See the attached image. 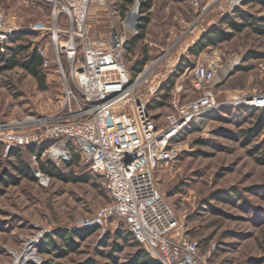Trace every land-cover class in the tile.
Returning <instances> with one entry per match:
<instances>
[{
    "label": "rangeland",
    "instance_id": "rangeland-1",
    "mask_svg": "<svg viewBox=\"0 0 264 264\" xmlns=\"http://www.w3.org/2000/svg\"><path fill=\"white\" fill-rule=\"evenodd\" d=\"M222 2L227 5L226 0H153L144 37L126 50L132 78L146 66H155L152 76L158 71L167 74L165 84L171 86L170 91L162 87L149 102L151 114L160 123L164 122L172 97H178L183 103L202 93V89L193 86L191 74L185 71L187 57L198 62L212 58L217 61L219 82L214 94L219 101L236 94L264 92V33L254 31L253 25L235 33L225 43L197 54L189 53L203 31L228 16L219 8ZM244 2L235 12L257 19L264 17V9L258 4ZM120 4L121 0H107L106 6L93 5L88 18L89 33L103 38L110 24L120 26L125 16L129 17L130 25L136 26L140 17L136 0H131L123 13ZM114 8L118 10L115 13ZM0 11L5 21L17 27H33L51 18V6L43 0H0ZM61 18L64 23V15ZM29 32L10 41L9 46L23 44L30 46L29 49H44L50 64L40 71L44 78L42 86L18 66L0 73L1 143L5 131L30 127L31 118L53 116L64 104L63 77L54 62L50 35L41 30ZM22 56L19 53L17 57ZM140 62H143L142 70L137 71L135 68ZM231 64L237 67L223 77L227 81L222 83V76ZM167 92L168 97L163 99L162 95ZM157 97V102H163L161 105L156 102ZM233 108L197 123L179 141L187 151L175 162L157 167L154 177L165 200L180 217L183 230L198 242V252L206 258V264H264V162L259 161V152H251L264 140V131L246 141L243 131L253 127L254 120L250 117L236 123L240 116L234 119ZM74 153L78 158L76 163L61 165V172L77 181L45 174L35 176L38 166L32 156L30 161L26 157V161L27 166H33L35 180L20 178L3 162L0 175L8 171L17 176V182L0 186V264H15L17 255L23 264H31L25 260L26 248H32L36 242L39 243L34 246V264H91V261L115 264L99 253L112 250L114 241L121 248L114 252L116 264L131 263L136 247L121 219L108 220L101 238V231L97 229L82 237L72 235L78 231H71L69 226L90 219L110 201L102 179L92 176L80 155ZM6 157L3 144L0 158ZM234 189L240 196H232L229 201L213 198L218 191H228L231 195ZM118 230L128 234L127 242L114 237ZM66 235L71 238V246L63 240ZM106 236V243L100 245ZM48 239L54 244L52 251L39 252L41 242ZM56 246L63 252L61 255L54 250Z\"/></svg>",
    "mask_w": 264,
    "mask_h": 264
},
{
    "label": "built area",
    "instance_id": "built-area-1",
    "mask_svg": "<svg viewBox=\"0 0 264 264\" xmlns=\"http://www.w3.org/2000/svg\"><path fill=\"white\" fill-rule=\"evenodd\" d=\"M43 1L51 6V18L33 27L13 26L0 11V53L7 51L17 34L46 31L56 68L63 77L64 104L53 116L31 118L30 127L5 131V154L12 148L35 145V162L48 159L60 167L71 163L72 154L78 153L88 172L102 179L110 201L90 219L69 226L71 231L97 229L101 238L107 221L118 218L154 263L206 264L198 252V242L183 230L180 217L159 190L154 172L187 151L179 141L192 124L225 108L264 109V92L236 94L219 101L214 94L219 82L217 61L198 62L187 57L185 71L202 93L183 103L172 97L160 123L151 114L149 102L166 86V72L152 76L155 66H146L132 78L125 57L130 39L137 35L138 21L131 26L125 16L120 26L111 23L107 35L97 38L88 30L89 12L93 5L106 6L107 0ZM226 1L227 5L222 2L219 8L232 15L244 0ZM136 3L139 5L138 0ZM194 5L198 6L197 1ZM38 52L43 58L42 69L47 68L46 51ZM35 174L40 177L45 173L36 168ZM34 246L26 248L25 260L36 263Z\"/></svg>",
    "mask_w": 264,
    "mask_h": 264
},
{
    "label": "trees",
    "instance_id": "trees-1",
    "mask_svg": "<svg viewBox=\"0 0 264 264\" xmlns=\"http://www.w3.org/2000/svg\"><path fill=\"white\" fill-rule=\"evenodd\" d=\"M153 0H138L139 6L138 11L140 13V18L137 23V35L132 37L128 43L127 49H130L131 44L134 45L136 42H138L140 39L144 37L146 27L149 23V10L152 6ZM131 3V0H121V4L119 7L120 11L123 13L127 5ZM253 3L258 4L261 8L264 9V0H245L244 4ZM124 8V10H123ZM236 14V16L233 17V15ZM232 16H224L220 19V24H213L211 25L204 33H202L199 37V39L196 41V43L190 48L189 52L191 54H197L200 53L202 50L208 48V47H215L222 43H225L226 41L230 40L235 33L242 32L247 26H252L253 30L257 33H264V17L262 18H255L253 16H245L243 14L238 13L237 11ZM258 20L263 21L262 23H258ZM228 29H230L228 31ZM25 34H30V32L27 33H20L17 34L11 41H15L18 38H22ZM30 47V46H29ZM27 45L19 44L17 46H9L7 48V51L5 53H0V73L6 70H11L15 67H20L24 71H26L28 74L32 75L34 78L38 79L41 86L43 85L44 78L41 74L42 69V63L43 58L39 54L37 48H30ZM19 53H22V57H17ZM141 64V65H140ZM143 62L139 63V67H136L135 69L137 71H140L141 66ZM168 91H170V87L166 85L165 86ZM168 97V92L162 95L163 99H166ZM159 105H161L163 102H157ZM230 108H225L218 110L216 112H213L212 114L205 116L203 119L217 117L220 112H229ZM232 110L236 111L234 113L235 118H239L238 120H235V122H240V120H246L250 119L252 117V120H254L253 127L244 130L243 134L244 137H246V141L251 140L252 138L256 137L259 133L261 134L264 131V109H256V108H242V107H234ZM254 117V118H253ZM201 123V122H200ZM199 124V123H198ZM197 124H192L181 139L185 136V134L191 130L192 128L196 127ZM3 142H0V152L3 147ZM37 150V147L35 145L31 146H22V147H16L12 148L7 154V159H1L0 158V167L1 165L7 162L8 167L11 169V171L18 174L20 178H27L30 180H35V178L32 175V168L33 166H27L26 157L30 161V156ZM254 153H260V160L264 162V140L254 146L253 151ZM11 159H14L12 161ZM77 155L73 153V159L71 163H66L65 166H69L71 164L76 163L77 161ZM38 169L45 173L48 176L55 177L60 180H66V181H77V178L70 177L67 175H64L61 172L62 167L55 166L50 160L43 159L38 160L36 162ZM17 176H12L8 171H4L0 175V186H8L11 183L17 182ZM82 179H88V178H82ZM105 189V188H104ZM106 191V190H105ZM1 194V189H0ZM232 196H240V193L233 190L232 194L228 191H218L216 194L213 195V198H217L223 201H229V199ZM210 207V206H209ZM210 209V208H209ZM213 211V209H211ZM214 212V211H213ZM82 231V230H81ZM94 231V229H88L84 230L83 232H75L72 233V235L82 237L83 234H88L89 232ZM129 235L133 239V246L136 247V250L134 251V254L131 259L130 264H156L152 261V259L148 256V254L140 247L139 243L134 239L132 234L129 232ZM118 238L119 240H123L125 242L128 241V234H121V232L118 230L115 232L114 237ZM107 236L99 242V244L104 245L106 243ZM49 240V241H48ZM47 241L44 240L41 242L39 252H50L52 251L51 248H53V243L50 242V239ZM64 242L66 245L71 246V238L69 239L66 235ZM118 243L116 241L112 242L110 248L112 250H109L108 252H99L103 256H106L109 260H111L113 263H117L116 257L114 256L115 251H120L121 248H118ZM58 253V255H61L63 252H59L60 247L56 246L55 249ZM57 255V254H56ZM133 261V262H132ZM31 264H34L31 262ZM91 264H96V262L91 261ZM99 264V263H98Z\"/></svg>",
    "mask_w": 264,
    "mask_h": 264
},
{
    "label": "crops",
    "instance_id": "crops-1",
    "mask_svg": "<svg viewBox=\"0 0 264 264\" xmlns=\"http://www.w3.org/2000/svg\"><path fill=\"white\" fill-rule=\"evenodd\" d=\"M204 32V31H203ZM202 32V33H203ZM201 35V34H200ZM200 35L198 36V38L200 37ZM102 38V37H101ZM194 43V42H193ZM234 67H237L235 64H231V67L225 72V76H222V83H225L227 80H223V77H227L228 75L232 74L235 70ZM237 69V68H236Z\"/></svg>",
    "mask_w": 264,
    "mask_h": 264
},
{
    "label": "bare ground",
    "instance_id": "bare-ground-1",
    "mask_svg": "<svg viewBox=\"0 0 264 264\" xmlns=\"http://www.w3.org/2000/svg\"><path fill=\"white\" fill-rule=\"evenodd\" d=\"M132 25H133V24H132ZM132 25H131V26H132ZM23 256H24V255H23ZM27 256H28V255H27ZM29 258H31V256H30ZM15 260H16V261H15L14 263H15V264H19L20 261H19L18 255L16 256V259H15Z\"/></svg>",
    "mask_w": 264,
    "mask_h": 264
}]
</instances>
